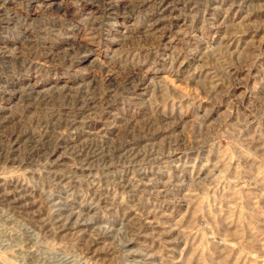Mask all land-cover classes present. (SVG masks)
<instances>
[{"label": "rangeland", "instance_id": "374dc122", "mask_svg": "<svg viewBox=\"0 0 264 264\" xmlns=\"http://www.w3.org/2000/svg\"><path fill=\"white\" fill-rule=\"evenodd\" d=\"M0 264H264V0H0Z\"/></svg>", "mask_w": 264, "mask_h": 264}]
</instances>
